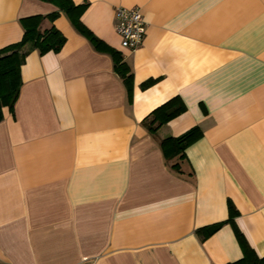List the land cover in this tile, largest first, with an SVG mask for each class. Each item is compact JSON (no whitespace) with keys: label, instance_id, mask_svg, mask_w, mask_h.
<instances>
[{"label":"crops","instance_id":"obj_1","mask_svg":"<svg viewBox=\"0 0 264 264\" xmlns=\"http://www.w3.org/2000/svg\"><path fill=\"white\" fill-rule=\"evenodd\" d=\"M71 1L130 68L131 92L64 14L41 23L65 44L26 56L3 109L0 264H232L235 228L264 257V0ZM133 7L146 27L130 51L115 14ZM56 10L0 0V50L21 40L22 19ZM174 97L186 111L149 134L143 119ZM194 127L185 159L166 162L160 141Z\"/></svg>","mask_w":264,"mask_h":264},{"label":"trees","instance_id":"obj_2","mask_svg":"<svg viewBox=\"0 0 264 264\" xmlns=\"http://www.w3.org/2000/svg\"><path fill=\"white\" fill-rule=\"evenodd\" d=\"M53 5L57 10L46 16H32L20 21L23 35L21 40L0 50V122L3 119V109L7 108L13 112L14 104L17 101L20 87L22 84L20 69L24 64L26 56L37 51L40 55L49 52H58L65 44L64 36L55 28L51 27L41 31V23L47 20L53 23L60 14H64L73 28L82 36L86 37L92 46L98 50H106L112 57L114 72L122 80L126 90L131 92L132 74L130 68L123 61L121 55L111 51L105 44L94 37L87 28L81 23L80 19L86 5H75L71 0H38ZM149 80L141 85V89H146L153 84ZM186 111L185 105L179 97H174L154 109L142 121L149 134L155 135L157 131L168 122L182 115ZM202 132L198 127H194L178 137H168L160 141V148L166 162L173 160L183 161L185 150L199 140ZM179 162L171 168L179 173ZM228 223L234 225V219L238 215L231 204H228ZM222 224L203 228L200 233L204 238L214 234ZM235 235L240 244L242 257L232 264H264V257H260L247 244L242 234L235 228Z\"/></svg>","mask_w":264,"mask_h":264},{"label":"built area","instance_id":"obj_3","mask_svg":"<svg viewBox=\"0 0 264 264\" xmlns=\"http://www.w3.org/2000/svg\"><path fill=\"white\" fill-rule=\"evenodd\" d=\"M145 27L139 8L116 10L115 31L120 37L122 48L130 51L136 50L143 41Z\"/></svg>","mask_w":264,"mask_h":264}]
</instances>
